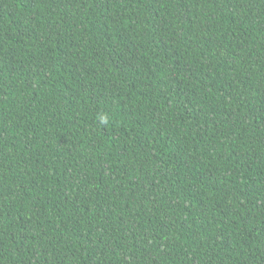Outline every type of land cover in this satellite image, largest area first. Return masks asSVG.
I'll return each instance as SVG.
<instances>
[{"label":"trees","instance_id":"16d2710c","mask_svg":"<svg viewBox=\"0 0 264 264\" xmlns=\"http://www.w3.org/2000/svg\"><path fill=\"white\" fill-rule=\"evenodd\" d=\"M0 264H264V0H0Z\"/></svg>","mask_w":264,"mask_h":264}]
</instances>
